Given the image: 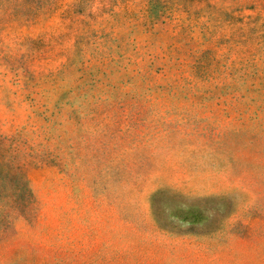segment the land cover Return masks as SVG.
<instances>
[{
    "label": "rangeland",
    "instance_id": "rangeland-1",
    "mask_svg": "<svg viewBox=\"0 0 264 264\" xmlns=\"http://www.w3.org/2000/svg\"><path fill=\"white\" fill-rule=\"evenodd\" d=\"M0 264H264V0H0Z\"/></svg>",
    "mask_w": 264,
    "mask_h": 264
}]
</instances>
